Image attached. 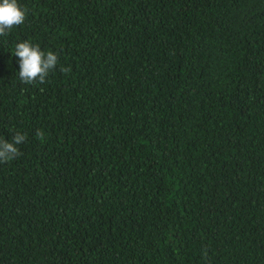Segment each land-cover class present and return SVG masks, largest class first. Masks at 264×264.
<instances>
[{"label": "trees", "instance_id": "16d2710c", "mask_svg": "<svg viewBox=\"0 0 264 264\" xmlns=\"http://www.w3.org/2000/svg\"><path fill=\"white\" fill-rule=\"evenodd\" d=\"M18 3L0 264H264V0ZM24 41L58 53L43 84L18 76Z\"/></svg>", "mask_w": 264, "mask_h": 264}, {"label": "clouds", "instance_id": "9594fccd", "mask_svg": "<svg viewBox=\"0 0 264 264\" xmlns=\"http://www.w3.org/2000/svg\"><path fill=\"white\" fill-rule=\"evenodd\" d=\"M27 16V9L22 7L18 0H0V37L7 36L11 31L24 24ZM14 56L19 58L18 76L25 84H43L50 73L55 71L59 62L58 53L41 50L39 44L24 41L15 45ZM65 74L70 72V68H61ZM40 140L44 139L42 130L37 132ZM26 136L16 132L11 140L0 139V163H10L18 158L22 153L19 145L25 142Z\"/></svg>", "mask_w": 264, "mask_h": 264}]
</instances>
